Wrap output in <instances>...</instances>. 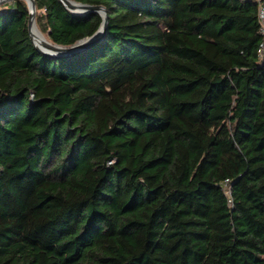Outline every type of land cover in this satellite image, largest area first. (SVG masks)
Here are the masks:
<instances>
[{"label": "trees", "instance_id": "16d2710c", "mask_svg": "<svg viewBox=\"0 0 264 264\" xmlns=\"http://www.w3.org/2000/svg\"><path fill=\"white\" fill-rule=\"evenodd\" d=\"M77 1L0 4V264H264L260 0Z\"/></svg>", "mask_w": 264, "mask_h": 264}, {"label": "water", "instance_id": "95a60500", "mask_svg": "<svg viewBox=\"0 0 264 264\" xmlns=\"http://www.w3.org/2000/svg\"><path fill=\"white\" fill-rule=\"evenodd\" d=\"M11 0H0V3L7 2ZM29 11H30V19H29V32L31 34V39L35 46L39 49V51L45 55H50L54 57H63L70 56L76 53L82 52L93 46L97 41H99L107 32L108 27V12L105 6L103 5H92L87 3H82L77 0H60L64 6L74 14H84V13H99L103 17V22L100 28L92 35L84 37L76 41L71 45H60L53 43L48 47L39 46L33 34V24L36 23V3L35 0H26Z\"/></svg>", "mask_w": 264, "mask_h": 264}, {"label": "built area", "instance_id": "2783aa9c", "mask_svg": "<svg viewBox=\"0 0 264 264\" xmlns=\"http://www.w3.org/2000/svg\"><path fill=\"white\" fill-rule=\"evenodd\" d=\"M258 8V17H259V23H260V30L263 35V40L260 43V46L258 48V54L260 56L264 55V0H260ZM227 193L230 194V189H227ZM231 200V199H230Z\"/></svg>", "mask_w": 264, "mask_h": 264}, {"label": "bare ground", "instance_id": "6f19581e", "mask_svg": "<svg viewBox=\"0 0 264 264\" xmlns=\"http://www.w3.org/2000/svg\"><path fill=\"white\" fill-rule=\"evenodd\" d=\"M34 39L36 43L41 47H48L52 45V42L47 38V36L38 28L36 23L32 27Z\"/></svg>", "mask_w": 264, "mask_h": 264}, {"label": "rangeland", "instance_id": "374dc122", "mask_svg": "<svg viewBox=\"0 0 264 264\" xmlns=\"http://www.w3.org/2000/svg\"><path fill=\"white\" fill-rule=\"evenodd\" d=\"M4 3V2H3ZM1 4V3H0ZM37 24V23H36ZM45 34V33H44ZM46 35V34H45ZM47 36V35H46ZM50 40V39H49ZM51 41V40H50Z\"/></svg>", "mask_w": 264, "mask_h": 264}]
</instances>
